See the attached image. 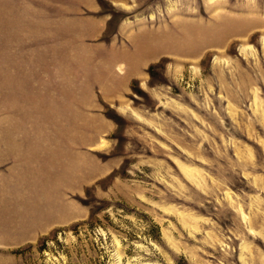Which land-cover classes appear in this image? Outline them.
I'll use <instances>...</instances> for the list:
<instances>
[{"label":"rangeland","instance_id":"374dc122","mask_svg":"<svg viewBox=\"0 0 264 264\" xmlns=\"http://www.w3.org/2000/svg\"><path fill=\"white\" fill-rule=\"evenodd\" d=\"M96 1L105 34L74 46L71 24L59 21L72 0H0V75L9 77L3 61L13 48L26 46L35 89L27 118L25 103L0 94V138L18 154L28 142L27 176L67 209L35 219L34 205L49 201L11 182L26 162L2 142L0 264H264V0ZM142 34L158 53L129 94L88 100L95 44L134 51ZM76 49L82 60L72 62ZM47 82L51 100L42 101ZM95 114L114 129L107 133ZM88 124L105 130L95 145L70 132ZM20 201L34 228L12 221Z\"/></svg>","mask_w":264,"mask_h":264},{"label":"crops","instance_id":"0c3cea01","mask_svg":"<svg viewBox=\"0 0 264 264\" xmlns=\"http://www.w3.org/2000/svg\"><path fill=\"white\" fill-rule=\"evenodd\" d=\"M70 5L73 8V11H68L66 17L63 19H59V21H64L66 23L71 24V30L67 35L71 43L74 46H82L83 44H86L88 42H98L99 40H101L107 28L108 18L105 15L99 13L100 7L97 1L72 0V4L70 3ZM24 20L30 21L28 19ZM63 37L65 39L66 36ZM137 42L135 44L134 51H131L128 47H126L125 45H121L118 42H101L95 44L94 48L96 49L97 54L90 53L87 57L88 61L95 62V65L91 71L92 73L87 81V90L84 95L88 98V100L92 101V96L95 95L96 99L99 97L103 102L112 103L124 99L125 96L129 94V92L131 91L132 81L137 78L140 69L143 68L146 61L141 54L145 48V45L148 42L145 34L140 35L138 37ZM136 49L139 51H137ZM71 54L72 55L70 56V60L72 62H78L82 60V53L79 49L74 50ZM7 61L9 62L10 66V70L8 73L9 77H7L6 74L5 76L0 75V94H4V100H9L10 102L14 103H25L24 111L25 117L27 118L29 111L32 108L30 107L29 103L35 101V89L33 79V51L28 49L26 46L25 48H20L17 46L16 48H13V50L10 52L8 58L5 57V60L3 62ZM117 67H120V71H118ZM59 81L55 86H60ZM68 82L69 88L71 90V96H77V100H81L83 95L81 94L80 89L77 87L76 82L73 79H70ZM42 86H45V89H42L40 92L42 95V101H50V84L47 82L42 84ZM53 95H56L58 99H60L61 97L60 93ZM54 99L55 98H52V100ZM0 100H2V97H0ZM91 117L97 121L99 120V123L102 121L101 124H103L104 126L110 127V129L107 130V133L111 132L114 129V124L109 120H105L101 114H95ZM98 128L94 127L92 124L84 125L82 127L80 126L79 128L77 125H75L70 129V132L76 134L83 133L85 135L84 139L87 141V143H89L90 145H95L97 143L98 137L102 134L103 131H105L100 130V127ZM22 129L25 134H33L34 132L33 128L24 129L22 127ZM75 140L79 142L81 141V138L76 136ZM28 149V142H24L20 143L19 154L18 152L9 153L10 156L14 155L16 158H23L26 162V169H23L24 171L21 170L24 174L16 175V177H14L11 182H15L14 184L16 185H18V183L25 182L26 188H24V186L17 187L18 190L26 192V195L29 196L34 195L35 192L36 196H39L40 192L43 194H49L51 192L47 189L46 186L40 185V187H34V180L27 176V172H29L28 163H30V165H32L33 163L31 162L32 153H30ZM53 163L55 162L53 161ZM55 167L56 166L53 165L50 167L54 175L60 172V168L56 169ZM50 168H47V171H50ZM74 170L76 172V168H74ZM42 172H44V169ZM79 179L81 180L80 177ZM79 179H77L75 176L74 182ZM65 180L66 177L62 179V182H65ZM43 181L44 180H42L41 182ZM28 182H30V186H28ZM46 183L47 181L45 182V184ZM39 190L40 192H38ZM57 196H59V194H57Z\"/></svg>","mask_w":264,"mask_h":264},{"label":"bare ground","instance_id":"6f19581e","mask_svg":"<svg viewBox=\"0 0 264 264\" xmlns=\"http://www.w3.org/2000/svg\"><path fill=\"white\" fill-rule=\"evenodd\" d=\"M153 40V39H152ZM151 40V38L150 37H147V44L145 45V48H144V50H143V52L141 53L142 54V56H143V58L147 61V59H149V58H151V57H154L157 53H158V49H155L154 47H156L157 46V44L156 45H152L153 43V41ZM170 41H172V40H170ZM151 42V43H150ZM159 44L162 46V44L159 42ZM169 44H171V43H169ZM177 45V44H176ZM169 46H172V45H169ZM174 46V45H173ZM160 47V46H159ZM137 50V49H136ZM137 51H139V50H137ZM141 56V55H140ZM8 82V81H7ZM2 139L0 138V145L2 144L3 145V143L2 142H4V144H9L10 143V146H9V148H7L6 149V151H4V152H7L8 150H10V153H13L14 151H15V145L13 144V143H11L10 141H9V143L7 142L8 141V139H5L4 137H3V141H1ZM11 148V149H10ZM1 154V153H0ZM4 154V153H3ZM44 195V196H43ZM43 195H41V196H43V197H45L46 199H47V201H49L48 203L46 202V203H43L42 201L41 202H39V200H38V202L39 203H37L36 205H34V210H32L31 211V214L35 217V219L37 220V218L38 219H40L41 221H49L52 217H54L53 219H57V218H60V216H62V215H64L65 213H66V211H67V209H66V207H60V204H59V202H57V200H56V202H55V200L53 199V197L52 196H48L47 194H43ZM45 198H44V200H45ZM54 198H57V195H56V197H54ZM43 200V201H44ZM18 203V202H17ZM59 204V205H58ZM23 205H25V203L23 202V201H20L19 202V204L17 205V207L15 208V209H13V210H11L10 211V213L11 214H13L14 216H13V219H12V221L14 222V221H18V219L20 218V219H22V221H24L25 223H27L26 224V226L25 227H23V229L24 228H26V229H31V228H34L35 226H34V224H29V222H27L28 220V218H29V214H30V207H27V209L28 210H26V208H23V211L22 210H20V209H18L19 207H21L22 208V206ZM26 206H29V205H26ZM16 209H18V210H16ZM9 211V210H8ZM60 211H62V212H60ZM24 212L26 213V214H24ZM23 214H24V216H23ZM36 216H37V218H36ZM34 219V218H33ZM34 219V220H35ZM25 220H27V221H25ZM28 226V227H27ZM12 227V226H11ZM3 229V228H2Z\"/></svg>","mask_w":264,"mask_h":264},{"label":"trees","instance_id":"16d2710c","mask_svg":"<svg viewBox=\"0 0 264 264\" xmlns=\"http://www.w3.org/2000/svg\"><path fill=\"white\" fill-rule=\"evenodd\" d=\"M149 70H151V68Z\"/></svg>","mask_w":264,"mask_h":264}]
</instances>
